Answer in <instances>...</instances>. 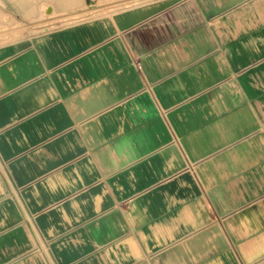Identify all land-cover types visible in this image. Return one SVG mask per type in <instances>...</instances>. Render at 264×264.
Listing matches in <instances>:
<instances>
[{"label": "crops", "instance_id": "1", "mask_svg": "<svg viewBox=\"0 0 264 264\" xmlns=\"http://www.w3.org/2000/svg\"><path fill=\"white\" fill-rule=\"evenodd\" d=\"M98 1L0 0V264H264V0Z\"/></svg>", "mask_w": 264, "mask_h": 264}, {"label": "rangeland", "instance_id": "2", "mask_svg": "<svg viewBox=\"0 0 264 264\" xmlns=\"http://www.w3.org/2000/svg\"><path fill=\"white\" fill-rule=\"evenodd\" d=\"M121 6L122 4L118 1L100 0L92 10L87 12V15L95 16L110 13ZM79 17H86V14L80 15ZM0 18V41L18 38L25 33L29 34L44 25L58 21L56 16L46 13L40 15L29 14L25 18L12 15H3Z\"/></svg>", "mask_w": 264, "mask_h": 264}, {"label": "bare ground", "instance_id": "3", "mask_svg": "<svg viewBox=\"0 0 264 264\" xmlns=\"http://www.w3.org/2000/svg\"><path fill=\"white\" fill-rule=\"evenodd\" d=\"M50 11V10H49ZM46 13V12H45ZM47 14V13H46ZM20 22V21H19ZM6 34V33H5Z\"/></svg>", "mask_w": 264, "mask_h": 264}]
</instances>
